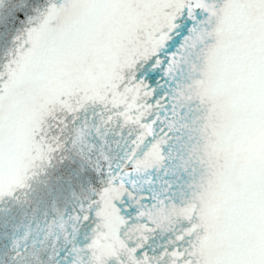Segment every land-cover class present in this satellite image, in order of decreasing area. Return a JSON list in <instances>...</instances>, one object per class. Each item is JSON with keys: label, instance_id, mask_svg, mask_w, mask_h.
I'll list each match as a JSON object with an SVG mask.
<instances>
[{"label": "snow or ice", "instance_id": "6c2138e0", "mask_svg": "<svg viewBox=\"0 0 264 264\" xmlns=\"http://www.w3.org/2000/svg\"><path fill=\"white\" fill-rule=\"evenodd\" d=\"M0 264H264V0H0Z\"/></svg>", "mask_w": 264, "mask_h": 264}]
</instances>
